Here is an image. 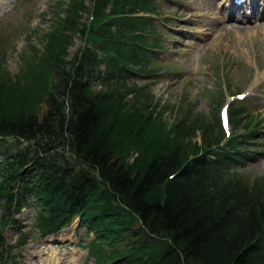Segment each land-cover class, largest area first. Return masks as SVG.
<instances>
[{
    "label": "trees",
    "instance_id": "obj_1",
    "mask_svg": "<svg viewBox=\"0 0 264 264\" xmlns=\"http://www.w3.org/2000/svg\"><path fill=\"white\" fill-rule=\"evenodd\" d=\"M156 3L58 0L42 48L30 47L34 90L0 81V137L15 139L0 150V264H17L28 233L15 215L30 207L42 235L80 218L95 234L85 243L95 264H264V182L237 172L248 138L220 146L217 112L176 123L182 135L158 147L153 112L123 110L125 94L144 89L129 78L153 71ZM244 113L232 109L234 127Z\"/></svg>",
    "mask_w": 264,
    "mask_h": 264
},
{
    "label": "rangeland",
    "instance_id": "obj_2",
    "mask_svg": "<svg viewBox=\"0 0 264 264\" xmlns=\"http://www.w3.org/2000/svg\"><path fill=\"white\" fill-rule=\"evenodd\" d=\"M57 2L0 0V81L17 82L23 78L26 91L34 90L38 82L34 72L37 59L30 47L42 48L41 36L53 24L52 12ZM223 2L216 0L211 10H203L194 0H157L160 14L154 21L161 34V48L155 51L151 61L153 71L137 72L131 78V84L136 83L144 89L130 93L135 92L130 89V84L122 87V93L131 90L125 94L123 110L130 112L137 106L141 113L153 112L149 124L153 134L149 140L160 147L166 136L178 138L182 135L176 123L186 126L197 115L211 120L219 108L243 105L246 113H250L243 123L257 126L250 132L240 131L243 138H248L243 143L248 147L246 158L237 167L250 183L264 182V31L253 26L254 21L245 24L247 29L239 34L223 35L222 32L234 24L228 21L226 30L209 33L207 24L227 14L224 9L223 12L218 10L223 7ZM84 43L85 39L76 37L71 52ZM94 88L99 90L101 86L96 83ZM38 100L42 103V99ZM239 128L243 126L237 131ZM148 131L152 132L150 128ZM252 131L255 134L250 136ZM11 141V138L0 140V150L10 146ZM192 143L201 145V135L194 137ZM136 156L137 151L133 150L128 160L133 161ZM17 218L25 224L23 229L30 233L28 240L34 238V208L23 211ZM17 233L13 229L7 232L10 244L17 240ZM93 237L86 225H80V218H75L71 226L59 234L30 243L17 262L94 264L88 250L79 245ZM41 245L44 249L40 250Z\"/></svg>",
    "mask_w": 264,
    "mask_h": 264
},
{
    "label": "bare ground",
    "instance_id": "obj_3",
    "mask_svg": "<svg viewBox=\"0 0 264 264\" xmlns=\"http://www.w3.org/2000/svg\"><path fill=\"white\" fill-rule=\"evenodd\" d=\"M228 1H230V0H228ZM194 2H197L198 5L203 7L204 8V9L202 8L203 10H211L215 6V0H194ZM257 3H259V4H257ZM230 8H232V10L229 9V11H228L230 13L228 19H233V20L238 21L239 19H236L237 16H235V14H234L238 9L235 10V5L233 3H231ZM243 8L244 7H242L240 9L241 15L242 14H249V15L254 16L255 19L257 17H260V21L264 20V3L262 5V4H260V2L258 0H252V2L249 3V5H248V11L247 12H244ZM250 18H252V17L251 16L241 17L242 20L245 19V22H251L252 19L250 20ZM259 24L260 25H257L256 27H258V28L261 27L263 29V31H264V22H261ZM208 29H210V32L215 30L213 23L210 24V26H208ZM246 29H247L246 26H242L240 24H236V25H234V28L232 27L230 29H227V31L222 32V34L223 35L225 34L227 36L231 35L232 33L239 34L240 32L245 31ZM220 30H226V29L224 27H222V28H220ZM39 249L40 250L44 249V247L41 245V246H39ZM55 259L57 261L61 260V258H60V260L58 258H55Z\"/></svg>",
    "mask_w": 264,
    "mask_h": 264
}]
</instances>
